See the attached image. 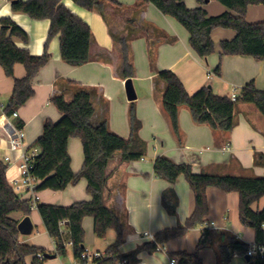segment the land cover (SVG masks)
<instances>
[{
    "label": "crops",
    "instance_id": "crops-1",
    "mask_svg": "<svg viewBox=\"0 0 264 264\" xmlns=\"http://www.w3.org/2000/svg\"><path fill=\"white\" fill-rule=\"evenodd\" d=\"M116 1L125 7L109 3L103 11L88 10L73 0L62 1L63 5L91 28L93 35L90 60L79 67L66 63L60 52V38L56 36L48 49L52 58L34 80L35 95L18 109L16 118L23 122L26 130L24 151H30L35 148L42 135L44 122L48 119L57 122L63 116L51 99L57 95H64L67 101H71L78 89H86L92 95L95 109L92 123L98 125L107 121L112 132L129 138L131 101L126 93L127 80L123 78L121 72V47L115 38L129 36L130 53L135 67L134 76L130 81L136 93V99L133 101L136 114L142 123L139 133L146 144V150L142 158L125 163L121 161V153H116L107 167L109 182L105 190L107 205L113 208L127 225L125 242L118 249L119 253L125 255L149 241L144 236L146 232L155 235L163 229H172L184 224L195 208L194 193L184 176L174 183H169L156 175L154 164L157 157L166 156L176 163L190 164L193 172L198 174L264 176V116L255 105L242 103L236 107L235 125L229 133L215 130L206 124L195 123L189 107L183 105L179 109L178 119L180 142L173 133L170 119L163 109L162 98L166 83L158 77V72L172 70L177 73L191 95L201 88L209 87L218 95L230 96L233 89L240 92L251 81L255 82L258 90L264 91V60L242 55L222 56L221 41L232 40L236 36V31L225 28H216L212 31L215 52L207 58L201 57L190 45L188 30L176 19L164 15L151 3L136 9L138 0ZM185 3L189 8L198 7L197 0H185ZM206 5L211 17L225 12L237 15L218 0H209ZM2 18L12 19L27 32V41L15 38L17 46L27 49L32 55L43 54L51 25L49 19L35 20L25 13L14 12L11 0H0V21ZM246 19L250 23L264 21V5H251ZM128 20L134 21L133 33L127 25ZM145 27L150 28L151 37L145 34ZM155 29L158 32H153ZM160 35L174 40L156 43L155 38ZM219 65L222 72L217 74L216 68ZM25 75L24 65L16 64L15 78H23ZM68 81H74L77 85L69 84ZM13 86L14 78L6 77L0 65V105H7ZM3 116L7 117L4 114ZM3 120L4 117H1L0 123ZM228 143L231 144V150H223ZM69 148L72 169L77 173L84 164L81 139L71 138ZM19 153L8 150L6 137L0 132V158L4 154H11L17 158ZM18 167L19 160L9 165L6 172L13 188L10 179L18 175ZM168 188H173L178 196L176 215L168 214L161 202L162 193ZM37 192L41 196L40 203L61 206L88 201L91 198L87 191L86 179H81L77 184H70L64 191L47 189ZM19 195L22 199L29 200L32 192H23ZM207 196L209 204L205 222L207 225L201 224L189 230L186 235L161 244L153 253L141 252L137 256V261L132 264H171L175 252L194 253L202 232L207 227L215 232H232L249 246L255 245L254 228L244 226L240 221L239 193L208 187ZM253 208L255 210L264 208V197L256 202ZM36 210L40 218L39 210ZM14 214L12 216L19 222L25 217L19 212ZM30 218L32 220L31 216ZM83 227L86 243L88 234L94 233L93 217L90 215L85 217ZM21 236L20 234V241L26 243ZM49 238L50 243L39 245L52 253L55 251L54 241L50 236ZM110 245H106L102 251L107 250ZM68 253L71 256V248H68ZM246 256L236 254L231 264H250ZM200 257L203 264H218L216 250L213 247L203 248Z\"/></svg>",
    "mask_w": 264,
    "mask_h": 264
},
{
    "label": "trees",
    "instance_id": "trees-1",
    "mask_svg": "<svg viewBox=\"0 0 264 264\" xmlns=\"http://www.w3.org/2000/svg\"><path fill=\"white\" fill-rule=\"evenodd\" d=\"M63 0H11L14 12L30 15L35 20L49 19L51 22L44 52L40 56L32 55L27 49L20 48L15 38L28 40L27 32L10 18L0 21V65L6 77L14 78L11 97L3 110L7 117L13 118L30 98L35 95L33 83L41 69L52 58L49 44L56 37L60 38L62 59L71 66L79 67L89 62L92 31L90 26L69 8L62 4ZM76 4L88 10L103 11L109 3L125 7L116 0H73ZM209 0H197L198 7L189 8L185 0H138L136 9L151 3L164 15L170 16L183 25L190 34V45L201 57L207 58L215 52L216 46L212 39V31L216 28L232 29L236 36L232 40L220 43L221 55L249 56L256 60H264V21L250 23L246 19L251 5H264V0H218L237 13L225 12L218 16H210L205 6ZM127 25L133 33V20ZM147 37H151L150 28L144 29ZM153 32H158L157 29ZM115 36V35H114ZM120 44L122 54V76L131 80L135 67L131 55L130 38L115 36ZM168 36H157L156 43L173 41ZM154 61V60H152ZM24 65L26 75L15 78V65ZM221 66L216 73L220 74ZM158 77L166 83L162 105L167 113L173 133L181 142L179 109L189 107L192 119L197 124H206L215 130L231 132L235 125L234 112L242 103L255 105L264 116V91L258 90L254 81L247 83L239 92L238 99L232 101L230 96L216 94L211 88L204 87L194 94H189L177 73L172 70L158 72ZM69 84L77 85L74 81ZM52 103L62 112V118L54 122L46 120L42 135L35 144L38 154L33 160L31 174L40 182L37 191H64L70 184H77L81 179L87 180V191L91 195L88 201L74 202L69 206L40 203L38 206L44 227L52 240L57 243L56 253L61 258L68 256V250L63 246L60 232V221L67 220L70 238L73 240V252L78 256L85 247V230L83 220L93 217L94 233L99 238H105L109 230L116 232L115 241L107 248L114 252V258L101 264H114L119 259H127L130 264L137 261V256L143 252H155L160 245L172 239L182 237L186 233L206 222L209 213L207 189L216 187L225 192L239 193V217L244 226L255 230V242L264 245V208L255 210L253 205L264 197V176H235L194 173L187 163H176L166 156L155 160L154 171L160 178L169 183L176 182L181 176L188 181L195 197V208L184 224L166 228L154 235V239L139 245L129 254L119 253V247L126 239V222L116 211L107 205L105 190L108 187L109 175L107 167L116 153H121L122 162L137 160L145 155L146 144L140 137L142 123L136 114L134 101L129 110L130 137L124 138L110 130L108 122L98 125L92 123L94 104L91 93L86 89H78L71 101L64 95L51 99ZM17 126H23L18 118H13ZM82 141L84 164L79 172L72 169V158L69 153L71 138ZM8 166L0 159V264H26V258L31 257V264H45L42 256L47 252L43 247L20 241L18 224L12 214H31L29 200L22 199L7 179ZM178 196L173 188L162 193L161 202L170 215H176ZM206 247L216 250L218 264H231L236 254L247 255L249 245L236 234L228 231L215 232L204 228L197 249L194 253L186 251L175 252L173 257L178 264H203L200 251ZM250 264H264V255L250 257Z\"/></svg>",
    "mask_w": 264,
    "mask_h": 264
},
{
    "label": "built area",
    "instance_id": "built-area-1",
    "mask_svg": "<svg viewBox=\"0 0 264 264\" xmlns=\"http://www.w3.org/2000/svg\"><path fill=\"white\" fill-rule=\"evenodd\" d=\"M239 92L236 89L232 90L230 98L232 101H236L238 99ZM5 106L0 105V118L4 117L2 123H0V132L4 134L8 144V150L10 152H20L17 158H14L11 154H4L1 156V160L5 162V164L9 167L16 163L19 160V167H18V175L10 179L12 184L14 185V189L17 193L21 194L23 192H32V197L29 199L30 209L31 211L38 209V206L41 201V196L37 192V185L39 184V180L31 174V169L33 168V160L35 156L38 154V149L33 148L30 151H24V141L26 137V130H24L23 126H17L13 122V118L18 116L17 112H14L13 118L5 117V113H3ZM223 150L229 151L231 150V144L228 143L224 147ZM20 196V195H19ZM21 197V196H20ZM22 198V197H21ZM67 220L60 221V232L63 238V246L65 248H71L72 254L66 258H63L61 264H101L104 261L111 260L114 258V252H108L107 250H92L87 247H84L83 251L78 255L75 256L73 252V240L70 238V231L67 228ZM207 225V223H204ZM146 238L149 240L154 239V235L151 233L146 232L144 234ZM54 241V240H53ZM54 248L55 251L52 254H56L57 250V243L54 241ZM264 255V245H253L250 246L247 251V256L254 257L257 255ZM57 257H59L57 255ZM42 259H45L44 255ZM68 259V260H67ZM66 260V261H65ZM178 261L175 257L171 258V264H177ZM114 264H130L127 259H119Z\"/></svg>",
    "mask_w": 264,
    "mask_h": 264
},
{
    "label": "rangeland",
    "instance_id": "rangeland-1",
    "mask_svg": "<svg viewBox=\"0 0 264 264\" xmlns=\"http://www.w3.org/2000/svg\"><path fill=\"white\" fill-rule=\"evenodd\" d=\"M48 194L51 195L52 193H48ZM30 216L32 217V221L34 223L35 229L34 232L30 235L23 234L21 236L23 240H25L26 243L31 245H39V243H46V244L50 243L49 235H47L45 227L41 221V217L40 218L38 217V211L33 210ZM114 239H115L114 230H110L106 238H99L94 233H89L86 239L87 242L85 243V247L92 250L98 249L102 251L104 247H106V245H110L111 243H113ZM61 261H63V258L56 257L55 259L46 260L45 264H60ZM26 264H31V257L26 258Z\"/></svg>",
    "mask_w": 264,
    "mask_h": 264
},
{
    "label": "water",
    "instance_id": "water-1",
    "mask_svg": "<svg viewBox=\"0 0 264 264\" xmlns=\"http://www.w3.org/2000/svg\"><path fill=\"white\" fill-rule=\"evenodd\" d=\"M126 93H127V97L130 101H133L136 99V93H135V90H134V87L132 85V82L130 80H128V82L126 81ZM18 230H19V233L21 235H30L32 234L33 230H34V224L30 218V216H25L18 224ZM44 257L45 259H55L57 257L56 254H52V253H49V252H46L44 254ZM246 259L249 261L250 260V257L249 256H246Z\"/></svg>",
    "mask_w": 264,
    "mask_h": 264
}]
</instances>
